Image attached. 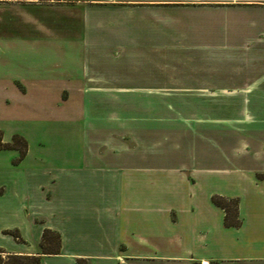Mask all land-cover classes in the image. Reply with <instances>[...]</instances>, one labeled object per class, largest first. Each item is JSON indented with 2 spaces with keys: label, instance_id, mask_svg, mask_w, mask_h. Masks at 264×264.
<instances>
[{
  "label": "crops",
  "instance_id": "crops-1",
  "mask_svg": "<svg viewBox=\"0 0 264 264\" xmlns=\"http://www.w3.org/2000/svg\"><path fill=\"white\" fill-rule=\"evenodd\" d=\"M2 5L53 15L38 29L15 21L11 35L73 54L31 85L74 134L63 145L72 154L56 162L29 163L28 141L11 159L0 189L26 213V246L15 234L0 254L37 264H264V0ZM230 201L237 228L225 227L219 206ZM45 230L57 250L35 253Z\"/></svg>",
  "mask_w": 264,
  "mask_h": 264
},
{
  "label": "rangeland",
  "instance_id": "rangeland-1",
  "mask_svg": "<svg viewBox=\"0 0 264 264\" xmlns=\"http://www.w3.org/2000/svg\"><path fill=\"white\" fill-rule=\"evenodd\" d=\"M20 10V8L15 9L3 5L0 8V138L2 143L11 144L17 137L16 146L21 151L8 150L11 146L6 145L7 150L0 152V181L4 179L11 159L20 157V153H23L22 140L26 143V152L29 150L27 141L31 145L29 163L33 157L41 154L48 161L56 162L62 157V152L64 153L66 150L71 154L73 152L72 146L71 149L63 146L67 141H73L74 134L73 131L66 128L68 122L62 116L63 111L57 109L56 101H51L55 107H44L38 97H32L35 95V91H32L33 85H31L33 82L44 81V79L50 81L47 78H50L53 71H48V67L51 64L72 63L70 58L73 57V54L71 53L72 57H70L69 53L64 51L49 52L48 47L43 46L41 42L37 43L39 41L31 45L26 41L25 36L11 35V30L16 27L15 21H17V29H19L18 27L24 25L26 21L29 23V20L33 19L35 21L34 28L38 29L53 16L50 11L44 9L30 8L23 12ZM11 21L15 23L11 25ZM76 24L79 27L80 23ZM58 50L60 49L58 48ZM57 71L55 72L57 73ZM37 95L39 96V94ZM3 194L0 189V195ZM9 194L7 191L3 197L0 196V246L2 249L14 246L13 244L16 243L15 234L19 235V241H21L19 230H25L24 216L26 218V213L22 215L14 206L10 205ZM229 216L233 221V215L230 213ZM30 220L31 218L27 217V221ZM26 237L29 239L28 235H25ZM30 240L32 239L30 238ZM42 240L46 247H44L45 252L57 250L58 236L55 233L50 231ZM23 242L20 243L22 245H17L26 246L24 240ZM35 250V253H40L42 248L38 245ZM34 259L36 258L13 259L5 254H0V264H30L34 262Z\"/></svg>",
  "mask_w": 264,
  "mask_h": 264
},
{
  "label": "trees",
  "instance_id": "trees-1",
  "mask_svg": "<svg viewBox=\"0 0 264 264\" xmlns=\"http://www.w3.org/2000/svg\"><path fill=\"white\" fill-rule=\"evenodd\" d=\"M1 140L2 139L0 138V151L7 150L6 149L7 146H11V148L8 149V150H17V151L21 152L19 150V148H17V146H16V143L18 141L17 137H15L13 139V141L11 142V144H4V143H2ZM22 142H23V153H20V159H22L25 156V154H26V143L23 140H22ZM219 206L222 209H224V211H225V218H224V225H225V227H227V228H232V227L233 228H237V227H239V222L234 221V217L236 215V205H235V203L233 201L224 202V203L220 204ZM230 213H231V215H233L232 216L233 217V221L230 220V216H229ZM47 233H50V231L49 230H45V232H43L42 239H44V237H45V235ZM40 247L42 248L43 254H49L48 252H45V248L46 247L44 246V240L41 241ZM14 259H16V258H14ZM18 259H23V258L21 257V258H18ZM38 262H39V259H34V262H32L30 264H37Z\"/></svg>",
  "mask_w": 264,
  "mask_h": 264
}]
</instances>
